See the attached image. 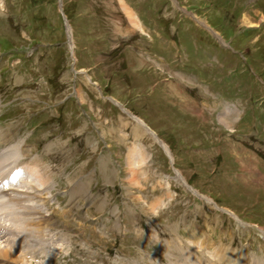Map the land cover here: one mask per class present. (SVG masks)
Returning <instances> with one entry per match:
<instances>
[{
  "label": "rangeland",
  "instance_id": "1",
  "mask_svg": "<svg viewBox=\"0 0 264 264\" xmlns=\"http://www.w3.org/2000/svg\"><path fill=\"white\" fill-rule=\"evenodd\" d=\"M184 2L187 4V5H190V6H193V7H196L199 9L201 7H203V3H199L197 2L196 0H184ZM67 3H68V6H69V9L70 11L74 13H82L83 12V8L81 6V2L80 1H77V0H67ZM76 8H79L78 11H76ZM84 12H86V9L84 10ZM236 12H237V15L239 16V19H240V16L242 14H245L242 18H243V22H244V17H248L255 25H256V22L259 24H263V20L262 18L264 17V14H259L258 12L252 10V11H245V8L244 7H240L238 5L237 9H236ZM215 12L212 13L211 11L208 13V15L206 16V18L213 24H216V25H219L220 24V20H218V16H215ZM236 15V13H235ZM241 20V19H240ZM242 23V22H241ZM243 24V23H242ZM250 26V25H249ZM30 27L31 28H35L32 24H30ZM255 27H253L254 29ZM23 42L21 41V43H19V46H23ZM5 46H8L7 44H5ZM138 74H140V76H142V79L145 80V75L144 74H141L139 71H138ZM158 90V89H157ZM159 91V90H158ZM157 92L155 91L154 95H156ZM162 104H164L162 101H161ZM253 194V193H252Z\"/></svg>",
  "mask_w": 264,
  "mask_h": 264
},
{
  "label": "bare ground",
  "instance_id": "2",
  "mask_svg": "<svg viewBox=\"0 0 264 264\" xmlns=\"http://www.w3.org/2000/svg\"><path fill=\"white\" fill-rule=\"evenodd\" d=\"M264 20V17L262 18ZM244 23H247L250 26L255 25L248 17H244ZM0 257L6 258V259H13V257L8 253L2 245H0Z\"/></svg>",
  "mask_w": 264,
  "mask_h": 264
}]
</instances>
